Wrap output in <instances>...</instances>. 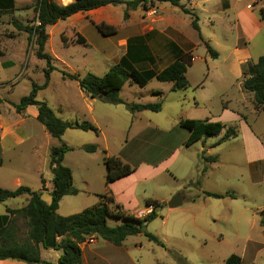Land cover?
<instances>
[{"label":"rangeland","instance_id":"1","mask_svg":"<svg viewBox=\"0 0 264 264\" xmlns=\"http://www.w3.org/2000/svg\"><path fill=\"white\" fill-rule=\"evenodd\" d=\"M29 1L15 0L19 7H15L13 1L16 10L2 13L0 17V135L5 129L10 130L0 152V188L15 190L25 186L31 191H40L41 199L48 204L52 178L48 166L50 148L64 144L72 150L64 154L62 165L70 169L77 194L63 197L56 213L61 217L79 214L95 206L98 196L108 191L102 152L105 151L107 156L120 158L133 168L136 181H131L130 185H134L137 197L151 192L159 201L155 219L144 223L143 227L157 237L163 247L149 241L142 232L138 236L126 238L122 243L125 246L130 243L141 244L140 252L134 253L135 256L139 254L137 264H153V257L165 261L164 264H177L174 253L182 256L188 264L190 260L195 264H217L219 251L240 258L244 251L251 253L253 250H258V264H264V182L253 186L248 182V167L243 158L244 134L238 122L226 123L225 129H235L237 137L212 151L221 162L201 179L200 173L197 176L194 166L192 168V163L203 165L195 154L202 144L198 142L185 147L188 132L179 124L183 119L199 120L209 114L215 116L226 106L232 110L239 108L264 149V114L254 115L250 103L248 105L244 101L240 80L232 79L227 67L237 41L235 15L247 5L249 9L244 11L254 15L262 24L259 33L248 41L245 48L251 59L249 65L264 55V21L260 14V10H264V1L183 0L181 6L189 14L167 3H155L147 9L129 12L126 21L123 19L124 6L108 7L106 12L101 11L105 9L89 12L87 18L83 15L78 17V20L85 18L89 21L102 18L96 24L101 23L116 30V34L109 37H103L90 22L83 20H80L83 21L81 24L80 21H60L56 27H49L44 51L51 56V65L55 70L50 73L47 87L37 92L36 100L45 102L64 122H87L98 129V133L67 129L60 139L50 137L31 116L19 115L14 109L22 97L29 95L33 84L44 83V71L47 68L45 60L35 57V39L28 43L27 34L17 31L13 25H33V11L24 9L30 5H23ZM53 1L68 3L70 0ZM224 3L229 5L228 10L222 9ZM152 10L157 15L147 14ZM191 14L197 18L203 42L217 53L216 58L207 54L198 32L192 29ZM158 18L164 21L160 22ZM70 22L80 25L86 44L76 43L77 33L72 31ZM151 28L153 33L145 36ZM134 36L137 39L130 40ZM147 43L155 46L152 45L150 49ZM126 52L132 55L131 61L136 69L155 71L171 64L179 53L191 52L192 63L185 74L188 88L173 92L169 83H160L155 79L145 87L127 82L118 95L125 103L161 102L160 112L135 114L124 104L111 105L99 98L89 99L81 92L77 82L62 78V73L79 77L90 73L101 77ZM30 107L37 110L36 106ZM21 118L24 120L23 125L19 124ZM19 137L25 140L19 143ZM219 139L218 136L207 137L206 144H214ZM87 145H94L98 150L92 154L86 153L82 148ZM132 151L144 155L136 158ZM183 158L187 159L184 164ZM188 163H191L189 167ZM145 167H159L158 173L145 181L141 179V171ZM85 176H91L92 179L88 187L84 184ZM185 177H192L193 183L201 181L207 189L234 195V199L225 201L210 199L206 211H209L210 206L216 220H197L200 230H197L193 221L199 212L189 199L192 194L188 192L190 187ZM41 180H45V190H42ZM179 193L186 196L184 202L176 208H168L167 203ZM27 201L26 196L5 201L0 204V216L6 215V209H21ZM122 223V220L107 219L110 227ZM14 225L17 237L25 239V221L19 218ZM216 236H223L225 245L220 247L216 243ZM56 254L60 252L42 250V258L49 259L51 263H54ZM9 262L15 261L6 260V263Z\"/></svg>","mask_w":264,"mask_h":264},{"label":"trees","instance_id":"2","mask_svg":"<svg viewBox=\"0 0 264 264\" xmlns=\"http://www.w3.org/2000/svg\"><path fill=\"white\" fill-rule=\"evenodd\" d=\"M183 0H73L68 5L62 6L53 0H34L30 6L24 9H31L34 13L33 25L22 26L13 23L17 31L27 34V41L31 43L35 39V57L46 61L47 68L44 71V83L42 85L33 84L28 96L22 97L19 104L14 106L16 113H21L29 106H36V121L42 125L50 137L60 139L67 129L80 131H92L98 133V129L87 122L68 123L59 119L46 105L45 102L36 100L39 90L47 87L49 76L55 68L51 65L52 58L45 53L44 48L48 39L46 28L54 26L60 21L76 15L91 12L103 7L124 6L123 19H129V12L139 8L147 9L155 3H167L172 7L181 8L184 14L188 11L182 8ZM0 8L7 11L16 10L12 0H0ZM261 20L264 21V10H260ZM191 27L198 32L200 41L203 42L197 24V18L191 14ZM95 30L103 37L116 34L113 27L104 24H94ZM137 39V38H133ZM130 39V40H133ZM77 44H85V40L78 36ZM129 41L127 42V44ZM207 54L211 58H216L214 52L207 43L203 42ZM128 46V45H127ZM146 47V45H145ZM138 49V48H137ZM130 56V57H129ZM132 55L126 52L119 61L114 64L103 76L98 77L87 73L83 77L62 73V78L68 81H75L81 92L89 99L99 98L111 105L124 104L131 113L150 111L160 112L161 102L130 104L119 98V92L125 83H131L138 87H145L151 80L155 79L160 83L171 84L170 90L173 92L183 91L188 88L186 71L192 63V53H179L175 61L159 71L153 69L138 70L132 64ZM151 59V58H150ZM242 89L250 96L253 108L257 111L264 110V55L257 61L249 65L246 64L243 70ZM1 103V100H0ZM180 126L188 132V137L184 143L185 147H190L201 139L207 137L222 136L219 144L237 137V132L233 128L225 129L220 122H210L208 120L183 119ZM86 153H95L98 149L94 145L84 146ZM72 149L64 144L59 147L50 148L49 169L52 174V189L50 191V202L47 204L41 199L40 192L31 191L25 186H19L15 190L0 188V204L9 199L20 196L28 197L27 204L21 209H6V215L0 216V261H15L24 264H51L41 259V250H53L61 252L56 264H81L80 245L94 237L103 240L113 246L119 247L127 237L137 236L141 233L144 223L155 219L158 203L152 200L145 201V206H153L154 210L148 216L137 219L122 212L119 205H116L109 191L104 195H99L98 203L95 206L84 209L81 213L66 217L59 216L56 212L61 199L65 196H74L77 190L73 187L72 175L69 168L62 165L64 154ZM103 162L106 166L105 183L109 184L131 175L134 170L129 165L123 163L117 157L107 156L105 151ZM44 188V180H41ZM205 196L221 199L230 197L232 194L205 193ZM21 218L26 223V238L20 240L15 227L17 219ZM122 220L119 226L110 227L107 219ZM264 224V222H262ZM149 241L162 246L159 239L147 231L142 233ZM177 264H188L180 255L174 253ZM163 264V263H158ZM224 264H241L237 255H230Z\"/></svg>","mask_w":264,"mask_h":264},{"label":"crops","instance_id":"3","mask_svg":"<svg viewBox=\"0 0 264 264\" xmlns=\"http://www.w3.org/2000/svg\"><path fill=\"white\" fill-rule=\"evenodd\" d=\"M13 1L15 2V0H13ZM33 1L34 0H30L27 4H23V5H31ZM72 1L73 0H70L68 3H57V4L65 6V5H68L69 3H71ZM254 3L257 4L256 2H254ZM19 6L20 5L15 2V7H19ZM248 6L249 5H247L240 13H237V15H235L237 17L235 20L236 23L234 25L235 29H236V33H237V37H236L237 41L235 43V47L233 48L231 60L228 63L227 67H228V70L230 71L229 72L230 77H232V79H234L235 81L240 80L239 87H240L241 92L244 95V101H246V103L248 105L250 103L251 108H252V112L254 113V115H258L259 113L264 114V110H259V111L255 110L253 108L251 101H250V96L242 89V83H243V78H244L243 70L245 69L246 64L251 60L249 58V55L247 54L248 51L245 48H246V45L248 44V41L252 40L259 33V30H260L261 25H262L261 21H259L258 18H256L254 15L248 14L246 11H244V10L249 9ZM108 7L99 8V9H96L93 11L105 9V10H101V11L106 12V9ZM222 9L228 10L229 5H227L226 3L222 4ZM93 11H91V12H93ZM107 11H108V9H107ZM2 13H8V11L0 8V17L2 16ZM87 13H89V12H87ZM87 13L76 14V15L68 18L67 20L68 21L83 20L84 22L89 23L90 21L88 19H85V18L78 20V17H82V15H83V17H86ZM101 19L102 18L97 17L96 19H93L91 21L96 24V23H99V21ZM83 21H80L79 24H81ZM158 21L163 22L164 19L158 18ZM72 23H75V22H72ZM58 24H59V22L57 24H55L54 26H51V28L56 27ZM79 26L80 25L72 24L71 29L74 33H77V38H78V36H81L85 40V44H86L87 40L84 37L82 29ZM48 28L49 27L46 28L47 32H48ZM153 31H154L153 28H151L149 30V32L145 34V36L153 33ZM47 32H46V34H47ZM47 36H49V35L47 34ZM133 38H137V37L134 36V37H132V39ZM127 42H128V40H127ZM147 45L149 46L150 49L153 48L152 47L153 44L147 43ZM153 46H155V45H153ZM170 88H171V84H170ZM142 112H144V111H142ZM21 113L24 115H27L28 117L31 116V118L33 120H36L37 110L32 109V107H30V106L27 107L25 110H23ZM139 113H141V112H139ZM139 113H135V114H139ZM0 116H1V114H0ZM1 119L2 118L0 117V121H1ZM201 119L202 120H208L210 122H220L224 126L226 125V123H228L230 121L238 122V125L241 129V133H242V135L244 134V136H243V139H244L243 158H244V162H245L246 166L248 167V179H249L248 182L252 186L256 185L260 182H264V149H263L260 141L254 135V133L250 130L249 125L246 122V117L242 113V109L240 110L238 108V110H236V109L232 110V108L228 109V107L226 106V107H223L220 110V113H218L217 115L213 116V115L209 114L208 117H204V119L200 118L199 120H201ZM23 121H24L23 118H21L19 124L23 125ZM147 129H149V127ZM19 131H21V130L19 129ZM9 133H10V130L5 129L3 131V133H1V135H0V152H2L3 142L5 140H7L6 138L8 137ZM22 135H24L26 138L28 137L27 135H25L23 133H22ZM221 136H222V134L218 137H221ZM46 137H49V136H46ZM24 140L25 139H20V137H19V143H22ZM198 142H201L202 147H200V149H197L195 151V154H197L200 161L202 160L203 165L201 166V165H199V163L198 164L192 163V168L194 166V169L198 173L197 176H199V173H200L199 179H201V177L203 175H205L206 172L213 169V167L218 162H221L217 155L212 154V151L217 146H220L223 143L219 144V140H218L214 144H206V138L201 139ZM198 142H196V143H198ZM132 152L135 154L134 157H136V158L143 157V155H144L141 152L140 153L136 152V151H132ZM146 157H147V155L145 156V158ZM190 159H192V157ZM186 161H187V159L183 158V164L186 163ZM123 163H125V162H123ZM190 164L191 163H188L187 166L189 167ZM156 166H158V165H156ZM158 169H159V167H145L141 171L142 172L141 179H144L145 181L152 179L155 176V174L158 173L157 172ZM186 178H188V179H186ZM185 179H186L185 182L187 183V186L190 187V190L188 192H190V194H192L189 196V199L191 200L194 209L199 212L197 215H195L193 217V221H194L195 227L198 228L197 230H200L199 226L196 224L197 220H199V219H201L203 221L209 220V219H211L213 221L216 220L215 214L212 211H210V206H209V211H206V207H207V205H209L210 199H212V198L205 196V193H213V194H219V195H224L226 193L223 191H216L215 189H209V188L207 189V187H205L204 183H202L201 181H195L193 183L191 181L193 179L192 177H185ZM91 180H92L91 176H85L84 184L86 187H88L90 185ZM131 181L132 182L136 181L133 173L127 177H124L122 179H119V180L109 184L106 190H108L111 193L115 204L120 206L123 213L139 219L142 216L141 213L144 212V210L146 208L145 201L152 200V201L157 202L158 204H159V201L155 197V195H153V193H151V192L150 193L145 192L143 196L137 197V195L135 193L134 185H133V187H131V185H130ZM50 182H49L50 186H49V193L48 194H50V191L52 189V178H51ZM45 189H46V187L44 184V188L42 186V190H45ZM37 192H40V191H37ZM228 194H231V193H228ZM179 196L182 197V201H181V204H182L184 202V200L186 199V196L183 193H179ZM226 199H232V198L224 197V198L216 199V200L225 201ZM141 201L143 202L142 206H140ZM200 211L202 213H200ZM216 238H217V239H215L216 243L220 247H222V245H225L224 240H223V236H216ZM131 246L133 248H131ZM80 250H81V264H137L136 260H137V256H139V254L135 256L134 253L140 252L141 244L140 243H130L128 246L121 245L119 247H116V246H113V245L103 241V240L94 238L93 243H91V244H86V243L81 244ZM57 252H59V251H57ZM60 254H61V252H60ZM60 254H56L54 263H51L49 261V259L42 258V250H41V259L46 261V262H49L51 264H56ZM229 254H227L226 252L219 251V255H218L219 258H218L217 264L218 263L224 264L225 260L229 257ZM240 260H241V264H258V250H253L251 253H249V252L246 253V251H244L242 254H240ZM163 262H165V261H163L161 259H156L155 257L152 258L153 264H158V263H163ZM0 264H24V263H17V262L6 263V261H0ZM189 264H195V263L190 260Z\"/></svg>","mask_w":264,"mask_h":264},{"label":"built area","instance_id":"4","mask_svg":"<svg viewBox=\"0 0 264 264\" xmlns=\"http://www.w3.org/2000/svg\"><path fill=\"white\" fill-rule=\"evenodd\" d=\"M147 14H149V16H155L157 15V12L155 10L149 11ZM154 208L153 206H146L144 212H142V216L141 218H144L145 216H148L149 214H151L153 212ZM139 218V219H141ZM93 239L94 237L88 238V240L86 242H84V244H91L93 243Z\"/></svg>","mask_w":264,"mask_h":264},{"label":"water","instance_id":"5","mask_svg":"<svg viewBox=\"0 0 264 264\" xmlns=\"http://www.w3.org/2000/svg\"><path fill=\"white\" fill-rule=\"evenodd\" d=\"M181 201H182V197L177 195V196H174L168 203H167V206L168 208L170 209H173V208H176L177 206H179L181 204ZM146 229L143 227L141 228V232H145Z\"/></svg>","mask_w":264,"mask_h":264}]
</instances>
